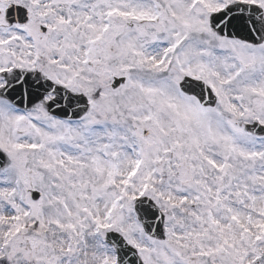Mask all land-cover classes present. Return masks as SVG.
<instances>
[{
    "label": "snow or ice",
    "instance_id": "snow-or-ice-1",
    "mask_svg": "<svg viewBox=\"0 0 264 264\" xmlns=\"http://www.w3.org/2000/svg\"><path fill=\"white\" fill-rule=\"evenodd\" d=\"M0 264H264V0H0Z\"/></svg>",
    "mask_w": 264,
    "mask_h": 264
}]
</instances>
